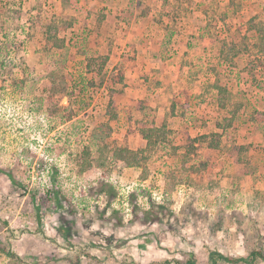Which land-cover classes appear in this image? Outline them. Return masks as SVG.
<instances>
[{"label": "rangeland", "instance_id": "obj_1", "mask_svg": "<svg viewBox=\"0 0 264 264\" xmlns=\"http://www.w3.org/2000/svg\"><path fill=\"white\" fill-rule=\"evenodd\" d=\"M259 250L264 0H0V264Z\"/></svg>", "mask_w": 264, "mask_h": 264}, {"label": "trees", "instance_id": "obj_2", "mask_svg": "<svg viewBox=\"0 0 264 264\" xmlns=\"http://www.w3.org/2000/svg\"><path fill=\"white\" fill-rule=\"evenodd\" d=\"M148 138L151 137L150 134L147 135ZM204 138V137H202ZM198 142V140L192 139L189 135H185L184 137V144L187 150L191 148V151L195 148L193 145L194 143ZM191 151L187 152L189 155ZM122 154L118 156V159L121 161H124L127 165V167H142L144 169L143 164L139 162L138 154L131 152V151H121ZM123 154H125L123 156ZM103 191L107 192L108 194H115L113 187L109 185H104ZM162 210H158L154 207L150 211H145L144 212V220L149 223V222H158L159 221V215ZM136 222V221H135ZM261 259L264 261V253L259 250L253 252L249 258H230L226 257L223 254L219 252H212L210 253L209 257V264H218V262H224L227 264H252L256 260ZM219 260V261H218ZM151 264H196V261L193 257V255L190 256L189 260L183 262L179 259H174V260H165L164 262H153Z\"/></svg>", "mask_w": 264, "mask_h": 264}, {"label": "crops", "instance_id": "obj_3", "mask_svg": "<svg viewBox=\"0 0 264 264\" xmlns=\"http://www.w3.org/2000/svg\"><path fill=\"white\" fill-rule=\"evenodd\" d=\"M124 175H127L128 172L135 171V174L140 175L142 172H144V169L142 167H125L123 169Z\"/></svg>", "mask_w": 264, "mask_h": 264}, {"label": "built area", "instance_id": "obj_4", "mask_svg": "<svg viewBox=\"0 0 264 264\" xmlns=\"http://www.w3.org/2000/svg\"><path fill=\"white\" fill-rule=\"evenodd\" d=\"M179 193L180 194H189V190H187V188L184 186V185H182L180 188H179Z\"/></svg>", "mask_w": 264, "mask_h": 264}]
</instances>
